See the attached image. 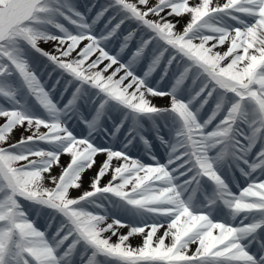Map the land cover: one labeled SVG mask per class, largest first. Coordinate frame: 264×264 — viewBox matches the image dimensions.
<instances>
[{
    "label": "snow or ice",
    "instance_id": "1",
    "mask_svg": "<svg viewBox=\"0 0 264 264\" xmlns=\"http://www.w3.org/2000/svg\"><path fill=\"white\" fill-rule=\"evenodd\" d=\"M0 264H264V0H0Z\"/></svg>",
    "mask_w": 264,
    "mask_h": 264
},
{
    "label": "rangeland",
    "instance_id": "2",
    "mask_svg": "<svg viewBox=\"0 0 264 264\" xmlns=\"http://www.w3.org/2000/svg\"><path fill=\"white\" fill-rule=\"evenodd\" d=\"M94 1H97V0H94ZM100 1H102V3H106L105 2V0H100ZM107 1V0H106ZM78 3H80L81 5H83V4H85V3H82V1L81 0H78ZM98 10V9H97ZM102 25H103V22H101V25H100V27H102ZM45 47H49V46H45ZM19 135V133H17V136ZM74 195L76 194V193H73Z\"/></svg>",
    "mask_w": 264,
    "mask_h": 264
},
{
    "label": "bare ground",
    "instance_id": "3",
    "mask_svg": "<svg viewBox=\"0 0 264 264\" xmlns=\"http://www.w3.org/2000/svg\"><path fill=\"white\" fill-rule=\"evenodd\" d=\"M186 19V18H185ZM184 23V21L182 20L181 21V24H183ZM126 231V230H125ZM132 243L133 244H137V243H139V237H136V238H134L133 240H132Z\"/></svg>",
    "mask_w": 264,
    "mask_h": 264
}]
</instances>
